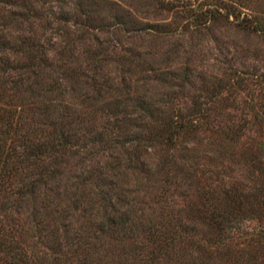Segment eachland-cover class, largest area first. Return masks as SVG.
I'll use <instances>...</instances> for the list:
<instances>
[{
	"label": "rangeland",
	"instance_id": "374dc122",
	"mask_svg": "<svg viewBox=\"0 0 264 264\" xmlns=\"http://www.w3.org/2000/svg\"><path fill=\"white\" fill-rule=\"evenodd\" d=\"M211 1L8 4L26 11L10 33L30 34L45 59L30 65L12 44L0 86L31 138L56 145L43 165L52 172L21 198H3L11 244L0 264H82L76 243L92 264L127 263L116 256L130 258L152 222L182 240L169 248L176 264H236L243 235L224 253L204 209L224 210L234 193L264 186L251 162L264 159V32L222 10L194 16ZM238 6L264 16V0ZM112 208L128 213L131 229H98ZM234 219L251 230L264 224V208ZM196 244L208 252L193 258Z\"/></svg>",
	"mask_w": 264,
	"mask_h": 264
},
{
	"label": "trees",
	"instance_id": "16d2710c",
	"mask_svg": "<svg viewBox=\"0 0 264 264\" xmlns=\"http://www.w3.org/2000/svg\"><path fill=\"white\" fill-rule=\"evenodd\" d=\"M239 0H213L205 2L206 6L199 8L198 11H193L194 16L212 15L215 12L224 11L228 16L234 18L236 24L248 26L255 30L264 32V16L251 15L250 12L244 11L238 6ZM0 71H5L13 66L9 64L6 49L12 44L21 45V50L25 51L27 60L30 65H36V60L42 61L45 59L44 48L30 34L10 33L8 27L12 23L19 22L26 11H22L11 7L8 4L20 5L25 9V0H0ZM204 4V3H203ZM215 11V12H214ZM41 14H37L40 17ZM39 51L37 54L36 51ZM5 81V79H4ZM9 93L5 92V86H0V207L7 201L5 198L8 195H15V198H21L25 193L33 190L37 182L42 181L44 176H48L52 172V167H44L45 158L54 149L56 143L53 138H42L34 140L28 134L27 127L19 120L21 108H14L10 104ZM152 115L151 112H146ZM170 121V120H169ZM165 122V123H164ZM168 120L163 121L165 126ZM172 123V120H171ZM22 129V130H21ZM59 135H63L60 133ZM60 139V137H58ZM9 140V141H8ZM258 172L264 176V159H256L251 161ZM248 191H238L231 196V203L228 202V207L218 212L208 209L207 215L209 221L206 224L215 231L217 236L223 239L222 250L224 253H229L228 240L243 235V244L240 247L234 248L237 252L235 256L236 264H264V224H259L251 230H244L237 216H242L244 213H251L254 209L264 208V186L262 184H252ZM114 209V208H112ZM102 215L106 214L105 208L102 209ZM114 210L107 212L106 222L102 218V222L97 225L101 231H106L108 235H117L118 231L131 229L133 223H130L129 215L126 211H121L115 215ZM219 215L217 218L216 216ZM121 219V220H119ZM138 222H141L139 220ZM246 225V224H245ZM193 226L186 224L182 228L191 229ZM141 237L138 238V243L135 245L136 250L127 256H116V259L128 260L127 263L120 262L119 264H176L177 255L169 254V248L175 245L181 247L182 240L175 234L171 228H163L155 223L145 225L142 230ZM7 234L3 226L0 225V250H3L6 245H10V240L5 237ZM176 235V236H175ZM130 236V235H128ZM96 237V236H95ZM86 242H83V244ZM100 239L97 243L92 242L91 248L95 251L96 247L100 246ZM122 244H124L122 242ZM122 246V245H121ZM85 244H75L71 251L76 254L81 253L82 264H92L88 259V250ZM161 257L158 258L156 250H161ZM195 254L192 256L201 257L208 250L201 244L194 245ZM142 251L141 255L138 254ZM177 252V251H176ZM85 259V260H84ZM192 263H197L193 262ZM65 264V263H64ZM98 264V263H97ZM106 264H116V262H108Z\"/></svg>",
	"mask_w": 264,
	"mask_h": 264
}]
</instances>
